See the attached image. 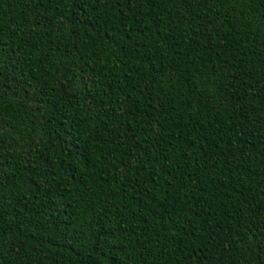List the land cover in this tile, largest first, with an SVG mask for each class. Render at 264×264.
Returning <instances> with one entry per match:
<instances>
[{
  "label": "trees",
  "instance_id": "obj_1",
  "mask_svg": "<svg viewBox=\"0 0 264 264\" xmlns=\"http://www.w3.org/2000/svg\"><path fill=\"white\" fill-rule=\"evenodd\" d=\"M0 264H264V0H0Z\"/></svg>",
  "mask_w": 264,
  "mask_h": 264
}]
</instances>
